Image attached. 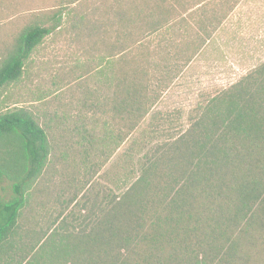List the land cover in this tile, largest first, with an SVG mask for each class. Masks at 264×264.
I'll use <instances>...</instances> for the list:
<instances>
[{"label": "trees", "instance_id": "1", "mask_svg": "<svg viewBox=\"0 0 264 264\" xmlns=\"http://www.w3.org/2000/svg\"><path fill=\"white\" fill-rule=\"evenodd\" d=\"M240 1L103 0L90 12L101 17L73 1L40 14L1 55L3 89L64 17L103 47L86 74L98 83L84 91L90 117L71 126L64 114L0 112V264H264V63L202 96L186 128L181 111L155 110L204 42L175 16L213 5L219 25ZM156 46L175 60L155 62ZM53 121L66 137L58 151Z\"/></svg>", "mask_w": 264, "mask_h": 264}, {"label": "rangeland", "instance_id": "2", "mask_svg": "<svg viewBox=\"0 0 264 264\" xmlns=\"http://www.w3.org/2000/svg\"><path fill=\"white\" fill-rule=\"evenodd\" d=\"M73 1L76 2L75 7L81 11L79 13H83L85 17H101L90 12L103 0H0V17H15L13 21L18 26L17 30H10L0 37V49L3 48V42L13 40L26 25L38 23L42 17L40 14L53 8H62ZM192 8L193 6L189 10ZM36 17L37 20L34 21ZM66 17H80V14ZM217 18L220 20L223 17ZM188 19L195 27L194 31H197L199 23L208 24L214 17ZM63 21L62 29L54 32L32 52L22 78L17 83L0 89V112L7 108L25 107L40 115L53 116L57 113L61 117L64 114L70 116V125L76 121L80 112L83 113L81 105L86 97L85 88H95L98 84L86 75L89 70L95 68L92 55L98 56L92 49L101 52L103 47L97 45L92 48L84 27H72L71 20L66 21L65 17ZM211 35L210 42L203 45L200 53L192 56L185 72L175 80L174 86L162 95L156 107V110L162 113L181 111L185 128L190 110L202 96L228 87L264 63V0H244L231 17L222 20L221 25ZM157 43L158 41L155 42ZM160 48L162 47L156 46L151 57L155 62H160V59L166 62L167 58L162 55ZM189 51L192 52L191 49ZM1 55L4 54L0 53V57ZM84 116L90 117L86 114ZM50 127V138L57 148L66 137L62 135V127L56 122L53 121ZM117 155L116 153L109 160L105 168L115 162ZM101 161L102 158L97 160L99 163ZM65 165L68 164L54 163V166L62 171ZM103 171L104 169L98 176ZM70 173L72 172H66L64 175L66 180ZM78 174L82 181L88 175L83 171ZM64 177L58 174L53 178V182L63 180Z\"/></svg>", "mask_w": 264, "mask_h": 264}, {"label": "crops", "instance_id": "3", "mask_svg": "<svg viewBox=\"0 0 264 264\" xmlns=\"http://www.w3.org/2000/svg\"><path fill=\"white\" fill-rule=\"evenodd\" d=\"M242 2H244V0H241L240 2H239V4L237 5V7L242 3ZM193 3H194V0H193ZM191 4V5H193V8L192 9H190V10H188V12H184V11H180V14L178 15V17H186L187 19H188V17H214V19H212L211 21H209L208 22V24L207 23H204V22H201V23H199V29H197V31H194L195 30V27L191 24V22H190V18L188 19V21L190 22V25H192L191 26V31H190V35H195L196 33H199L201 36H202V38L204 39V42H203V45L205 44V43H209L210 42V40H211V38H212V35H211V33L218 27V26H220L221 24H215V19H216V14L214 13V12H211L212 11V7H209L207 10V12L205 13L204 12V10L202 11V8H201V6L200 5H195L194 6V4ZM236 7V8H237ZM235 8V9H236ZM234 12V11H233ZM232 12V13H233ZM232 13H230L229 15H228V17H231V14ZM190 14V15H189ZM223 16V13H219L218 15H217V17H222ZM177 16V15H176ZM175 16V17H176ZM17 18V17H16ZM33 18V17H32ZM15 19V17H0V37H2V36H4V34L6 33V32H9L10 30H17L18 29V26H16L15 25V23H14V20ZM31 20H33V19H31ZM37 20V17L35 18V20L34 21H36ZM34 21H31V22H34ZM13 24L15 25V26H13ZM33 26H34V24H28V25H26L24 28H22V30L18 33V35L13 39V40H11V41H9V42H7V43H5V42H3L2 44H3V48H1L0 49V53H2V54H6V53H10V52H15L16 51V49H18V47L20 46V42H21V39L23 38V35H24V33L26 32V31H28V30H30V29H32L33 28ZM211 27V30L209 31V28ZM206 30V31H205ZM192 40V39H191ZM153 42H155V39H153ZM202 42V40L200 41V43ZM201 46L200 47V49L198 50V52L196 53V54H198V53H200L201 51H202V49H203V47L204 46ZM190 47V46H189ZM188 49V48H187ZM173 53L174 52H171V53H169V54H166V52L164 51V52H162V55L163 56H165L166 58H167V60L166 61H168V62H170L171 60H175L174 58H171V56L173 55ZM190 55H192L191 54V52L189 51V49L188 50H183L182 51V53H180V56H179V58L181 59V61H184L187 57H190ZM162 59H160V61H161ZM191 60H192V58H191ZM190 60V61H191ZM189 65V64H188ZM188 65L186 66V67H183L181 70H179V71H177V72H175V74H174V81H173V83L175 82V80H177L179 77H180V75H182L183 74V72H185V70L187 69V67H188ZM174 86V84H172V86L171 87H173ZM170 87V88H171ZM169 90V89H168ZM168 90L166 91V92H168ZM166 92H164L163 94H165ZM162 94V95H163ZM161 98H162V96H161ZM161 98H160V100H161ZM160 102V101H159ZM156 110V109H155Z\"/></svg>", "mask_w": 264, "mask_h": 264}]
</instances>
